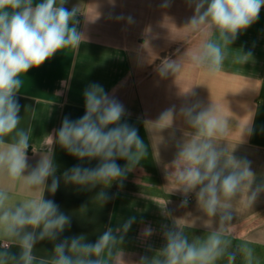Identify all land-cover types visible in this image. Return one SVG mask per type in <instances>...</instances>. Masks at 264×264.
I'll list each match as a JSON object with an SVG mask.
<instances>
[{
  "label": "clouds",
  "instance_id": "1",
  "mask_svg": "<svg viewBox=\"0 0 264 264\" xmlns=\"http://www.w3.org/2000/svg\"><path fill=\"white\" fill-rule=\"evenodd\" d=\"M66 3L67 0H0V178L3 180L0 264H262L254 247L232 238L236 206L243 203L251 210L264 193V179L256 183L251 161L233 155L236 145L244 142V136L251 135L252 118L238 124L239 137L230 149L227 138L233 128L228 117L215 104L203 108L199 102L182 106L179 113L173 106L148 125L152 126L153 138L158 137L153 143L154 150L163 139L160 133L172 129L177 117L188 126L169 165L170 193L179 192L183 196L181 208L187 207L189 194L195 193L203 214L196 219L208 229L204 235L185 231L195 226V219H175L176 230L163 231L164 246L150 249L152 255L142 256L138 261L126 260L122 247L135 217L121 226L107 227L94 243H89L84 234L56 242L71 226V217L52 199H45V191L54 195L61 180L65 185L87 190L100 186L94 200L102 206L109 199L105 189L114 181L123 188L127 174L148 155L138 129L121 123L125 115L123 105L109 96L103 86L90 84L83 92L85 114L75 121L65 117L55 136L45 135L39 149L32 146L34 153H40V159L29 171L30 135L28 129L20 127V105L15 97L22 86V73L40 67L67 47L78 51L80 44L86 42V36L76 26L79 7L69 10ZM188 3L194 6V14L183 28L201 34L205 40L198 48L188 49L179 60L165 58L158 68L162 78L169 74L176 76L185 60L210 75L218 73L226 49L242 31L257 22L264 7V0H188ZM169 6V0L162 4L165 8ZM127 22L133 23V18L128 17ZM250 56V52H240L236 62L247 63ZM181 94L192 95L191 87ZM170 135L175 138L174 132ZM55 144L81 161L96 159L99 163L94 168L76 165L57 175ZM118 159L127 161L123 168L117 164ZM13 191L25 193L29 198L10 202ZM167 203L162 206L163 214L170 216ZM182 219L191 224L182 226L178 222ZM142 235L151 237L153 229L146 227ZM43 241L52 242L53 247L46 250L49 255L38 257L36 246ZM13 248L18 252H13Z\"/></svg>",
  "mask_w": 264,
  "mask_h": 264
},
{
  "label": "crops",
  "instance_id": "2",
  "mask_svg": "<svg viewBox=\"0 0 264 264\" xmlns=\"http://www.w3.org/2000/svg\"><path fill=\"white\" fill-rule=\"evenodd\" d=\"M164 2L67 0L65 7L69 10L79 7L81 11L76 16V26L86 36V42L80 44L78 51L72 47L58 51L40 67L20 76L22 86L15 98L20 105V127L28 129L30 135L29 171L40 159V153H34L32 146L39 149L45 135L55 136L65 117L75 121L85 114L83 92L90 84L103 86L109 96L123 105L125 115L121 123L138 129L148 149L147 157L123 180V188L114 181L105 189L109 199L102 206L94 200L100 186L87 190L65 185L61 180L54 195L45 191V199H52L71 217V226L60 235L57 243L80 234L94 243L107 227L121 226L135 217L122 247L126 260L138 261L142 256H151L150 249L164 246L163 231L176 230L175 219L196 220L194 227L185 229L190 235L200 236L208 231L202 221L196 219L203 214L197 206L195 193L189 194L186 208L179 206L183 199L179 192L170 193L169 165L175 159L177 142L188 130L181 117H177L172 129L160 133L163 139L156 144L155 150L153 148L158 137L153 138L152 126L148 123L158 120L173 106L179 113L182 106L196 102L203 108L215 104L233 128L227 138L230 149L239 137L238 124L243 125L251 116L252 133L236 145L233 155L251 161L257 184L264 179V7L257 22L242 31L226 49V58L218 73L210 75L185 60L176 76L169 74L162 78L158 68L165 58L179 60L188 49L198 48L205 40L201 34L183 28L194 14V6H189L188 0H169L167 8L162 7ZM121 16L124 19L118 20ZM128 17L134 22L128 23ZM240 52L251 53L248 62L242 65L236 62ZM190 87L192 95L181 94ZM173 132L175 138L170 135ZM54 162L58 167L57 175L76 165L94 168L99 163L96 159L81 161L58 144L54 145ZM116 162L122 168L127 163L123 159ZM28 198L25 193L13 191L10 202ZM166 201L170 216L163 214L162 206ZM236 208L232 238L238 243L259 246L258 255L264 264V193L251 210L243 203ZM178 222L182 226L191 224L183 219ZM149 226L153 235L144 238L143 230ZM36 247L38 257L47 256L46 250L50 251L53 244L43 241ZM12 251L18 252V249Z\"/></svg>",
  "mask_w": 264,
  "mask_h": 264
},
{
  "label": "rangeland",
  "instance_id": "3",
  "mask_svg": "<svg viewBox=\"0 0 264 264\" xmlns=\"http://www.w3.org/2000/svg\"><path fill=\"white\" fill-rule=\"evenodd\" d=\"M252 247H254L255 248V250H256V252H257V254H258V252H259V246H252ZM262 252H263V254H264V250H262Z\"/></svg>",
  "mask_w": 264,
  "mask_h": 264
}]
</instances>
